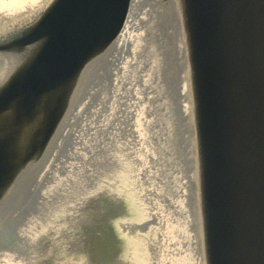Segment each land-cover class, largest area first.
Instances as JSON below:
<instances>
[{
    "label": "water",
    "instance_id": "water-1",
    "mask_svg": "<svg viewBox=\"0 0 264 264\" xmlns=\"http://www.w3.org/2000/svg\"><path fill=\"white\" fill-rule=\"evenodd\" d=\"M130 5L131 0H54L37 22L5 36L10 44L0 51L10 53L45 43L0 91V114L15 104L11 121L0 120V196L29 161L39 162L52 150L79 92L80 70L118 39ZM184 5L201 161V194L192 218L200 262L203 217L205 264H264V0ZM38 109L39 123L29 129L19 154L16 143ZM193 184L196 191L197 180Z\"/></svg>",
    "mask_w": 264,
    "mask_h": 264
},
{
    "label": "rangeland",
    "instance_id": "rangeland-1",
    "mask_svg": "<svg viewBox=\"0 0 264 264\" xmlns=\"http://www.w3.org/2000/svg\"><path fill=\"white\" fill-rule=\"evenodd\" d=\"M154 1L139 0L135 14L143 16ZM155 29V38L144 35L136 58L129 46L117 73L106 70L101 58L81 80L82 98L73 97L70 106L77 101H83L77 108L89 105V113L81 116L84 123L87 120L83 139L88 147L85 158L78 160L82 176L75 178L76 184L83 178L94 181L86 185L87 197L61 206L45 223L41 219L43 230L35 226L38 233L30 246H23L20 230L27 217L20 223L17 219L13 236L8 221L18 208H26L25 188L42 163L29 161L15 182L13 200L0 215V237L8 234L0 239V253L7 254L0 264H195V257L201 264L192 221L196 169L189 162L191 141L176 104L180 73L173 37L168 26L156 23ZM6 34H0V45L10 44L4 41ZM138 60L143 71L134 76L129 66ZM130 123L138 134L126 140L127 131H121ZM107 152L118 160L104 155ZM91 171L96 178L89 176ZM82 183L75 188L78 194L84 192Z\"/></svg>",
    "mask_w": 264,
    "mask_h": 264
},
{
    "label": "bare ground",
    "instance_id": "bare-ground-1",
    "mask_svg": "<svg viewBox=\"0 0 264 264\" xmlns=\"http://www.w3.org/2000/svg\"><path fill=\"white\" fill-rule=\"evenodd\" d=\"M53 1L54 0H0V34H8L9 32L27 24H34L48 11ZM138 4L139 0H131L127 21L118 39L112 42L107 50L97 56H94L80 70L79 73H82L81 77L84 78L94 65L101 61H105V66L107 67L106 70L113 74L117 73L118 63L123 55L129 52V46H133L132 57L138 56V50H140L139 46L141 45L140 42L144 41V35L148 36L149 34L151 38H155L156 23L158 25L162 24L163 29H165V26H168V29H170V33L173 37L176 64L179 70L178 73H180L178 74V99L176 104L180 117L184 120V129L189 133L188 140L191 141V148L188 151L189 162L192 163V167L196 169V178H194L191 183L193 184L195 180H197V190L195 192L196 195L199 196L201 194V187L199 186L201 183L199 182L201 161L198 151L199 139L194 91V72L191 64L184 0H168L166 3L162 0H156L154 1L155 6H153L150 10L147 9L144 11L142 14L143 16H139L141 13L135 14ZM146 15H148L150 19L147 18L145 22L144 18ZM146 26H148L149 32L147 28H145ZM144 28L146 29V34L142 35L144 33ZM135 31L137 33H135ZM153 42L155 41L153 40ZM44 43L45 40L41 39L29 45L19 47L15 50V52L13 51V53L5 50L0 51V91L9 83L10 80L27 67ZM133 64H130L129 66L131 74L134 73L135 76L137 70L141 69V71H143V65L141 66L140 60H138V62H133ZM79 79L78 81H80ZM76 83L77 82L74 84ZM114 84L116 86V82H114ZM88 93L91 94V90ZM83 95L84 93L78 94L77 100L81 99ZM88 97L89 96H87V98ZM158 99H163L161 94H158ZM79 103L83 104V101H77L75 103L74 109L69 112L70 115L68 114L69 117H66V120H64V122L60 125L55 136V149L52 147H50L52 150L47 149L43 157L39 160V162L42 163L39 164V172H37L36 178L32 182H29L28 187L25 188L26 191L24 190L26 193L25 197L28 196L25 200L26 208L25 204L24 206L22 205L24 208H18V210L14 212L16 213V216L11 217L8 221V233L13 236L15 228L17 227V219L19 218L18 222L20 223L24 220L25 216L27 217V221L24 223L26 226L22 229L20 228V240L24 243L23 246H30L33 237H35L36 233H38V229H36L35 226L39 227L40 225V230H43L45 224L42 225V223H40L41 219L44 222L46 218H49L48 216L53 215V212L60 210L61 206H69L71 203L83 199L84 195L87 197L88 192H86L85 188L88 184L90 185L94 182L90 177L89 183H87L85 178H83L84 180H81L78 183L83 182L82 184L84 187L82 189L84 192L81 194L75 192V188L78 187V183H75V178L82 176L81 173H79L81 167L78 160L85 158V152L88 147L83 139V135L85 134L88 126L87 120L84 123L81 116L83 114L87 115V112L89 113V105H86L84 102V105L87 106L85 109L84 106H79L77 108ZM14 105L15 104L11 106L9 105L8 109L0 114V120H5L7 123L11 121L14 115L11 107ZM40 114L41 111L38 109L34 113L32 121L29 122L28 128L24 129L21 139H19L16 143V151L19 154H21L24 149V137L28 135L29 129H33L38 125ZM132 116H135V112H132ZM131 125V123L130 126L128 124V130L127 128H124L123 131H121V133L127 131L125 135L126 140L132 139L134 134H138L137 130L131 129ZM105 154H110V156H112L111 159L114 160L115 157L116 161L118 160L117 155L114 153L112 155L109 152L104 153V155ZM105 158L106 160L108 159V157ZM89 176L96 178V175L92 173V171L89 172ZM14 189L15 185L12 183L9 188L6 189V194L3 193L0 196V215L4 214L6 206L10 205V202L13 200V193H15ZM182 193L183 196H185L186 191L184 186L182 188ZM201 225L200 235L203 242V264H205L206 247L204 240L205 224L203 217ZM0 230H4V228L0 227ZM4 236L5 238H8V234H2V237ZM2 237H0V239ZM191 243L194 244V241L191 240ZM6 255L7 254L4 252L0 253V263L4 261V257ZM195 262V264H198L196 257Z\"/></svg>",
    "mask_w": 264,
    "mask_h": 264
}]
</instances>
